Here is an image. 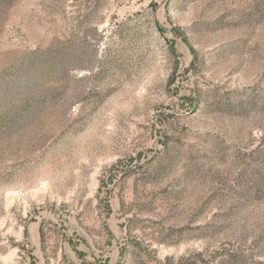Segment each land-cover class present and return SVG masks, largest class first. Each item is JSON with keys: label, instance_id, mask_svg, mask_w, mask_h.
<instances>
[{"label": "rangeland", "instance_id": "rangeland-1", "mask_svg": "<svg viewBox=\"0 0 264 264\" xmlns=\"http://www.w3.org/2000/svg\"><path fill=\"white\" fill-rule=\"evenodd\" d=\"M0 264H264V0H0Z\"/></svg>", "mask_w": 264, "mask_h": 264}]
</instances>
